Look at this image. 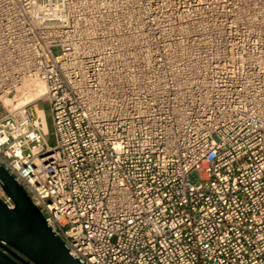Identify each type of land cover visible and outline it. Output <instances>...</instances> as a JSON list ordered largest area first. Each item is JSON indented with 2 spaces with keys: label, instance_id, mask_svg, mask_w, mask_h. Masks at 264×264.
Returning <instances> with one entry per match:
<instances>
[{
  "label": "built area",
  "instance_id": "2783aa9c",
  "mask_svg": "<svg viewBox=\"0 0 264 264\" xmlns=\"http://www.w3.org/2000/svg\"><path fill=\"white\" fill-rule=\"evenodd\" d=\"M0 104L80 264H264V0H0Z\"/></svg>",
  "mask_w": 264,
  "mask_h": 264
},
{
  "label": "water",
  "instance_id": "95a60500",
  "mask_svg": "<svg viewBox=\"0 0 264 264\" xmlns=\"http://www.w3.org/2000/svg\"><path fill=\"white\" fill-rule=\"evenodd\" d=\"M0 181L14 204L9 208L0 200V264H80L2 165Z\"/></svg>",
  "mask_w": 264,
  "mask_h": 264
},
{
  "label": "bare ground",
  "instance_id": "6f19581e",
  "mask_svg": "<svg viewBox=\"0 0 264 264\" xmlns=\"http://www.w3.org/2000/svg\"><path fill=\"white\" fill-rule=\"evenodd\" d=\"M30 86L32 87L33 91L28 96H25L22 99L25 102L36 99V98L40 97L45 92V87H44L43 83H41V82H32L30 84ZM3 102L5 105H7V104H9L10 101L8 99L4 98ZM36 112H37L39 117L43 118L44 115H43V112L41 109L37 108Z\"/></svg>",
  "mask_w": 264,
  "mask_h": 264
},
{
  "label": "rangeland",
  "instance_id": "374dc122",
  "mask_svg": "<svg viewBox=\"0 0 264 264\" xmlns=\"http://www.w3.org/2000/svg\"><path fill=\"white\" fill-rule=\"evenodd\" d=\"M43 106V105H42ZM44 107V106H43ZM2 110V105L0 104V111ZM45 113H46V118H47V121H48V127H49V132L51 131V123H50V119L48 118V113L47 111L45 110ZM50 139H51V136H50ZM51 142V141H50Z\"/></svg>",
  "mask_w": 264,
  "mask_h": 264
}]
</instances>
